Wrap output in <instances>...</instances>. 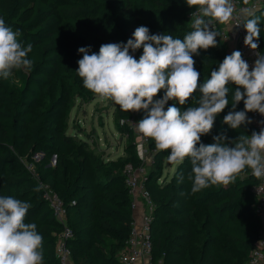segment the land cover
Listing matches in <instances>:
<instances>
[{
  "label": "trees",
  "instance_id": "16d2710c",
  "mask_svg": "<svg viewBox=\"0 0 264 264\" xmlns=\"http://www.w3.org/2000/svg\"><path fill=\"white\" fill-rule=\"evenodd\" d=\"M23 1L0 0V18L20 31L18 39L25 46L33 45L28 56L34 62L31 70H14L8 79H0V196L31 204L25 223H35L43 236V264H59L56 240L62 223L27 166L34 163L43 180L64 201L67 223L74 230L69 246L75 264H121L119 253L133 219L125 165H142L134 144L136 132L128 123L120 125L129 135V146L121 165L113 169L97 155L83 153L81 145L64 133L58 114L68 108L71 95H93L76 73L83 56L79 48H90L92 54L98 53L102 44L126 43L140 26L148 27L150 34L183 39L194 30L191 20L196 8H189L186 0H31L28 5ZM257 9L261 17L257 43L264 56V3ZM214 29L221 34L220 27ZM216 39L217 47L200 49L193 56L200 73L198 86L232 53L221 35ZM142 53V47L134 53L130 50L136 59ZM228 87L229 105L216 117L211 133L201 137L204 144L212 143V137L221 131L232 139L255 131L252 123L236 130L223 123L232 110L236 88L231 83ZM159 93L162 98L164 91ZM200 95L197 91L184 105L170 100L165 107L175 105L183 111L198 106ZM236 110H244L243 100ZM132 114L118 106L116 118H131ZM145 114L142 111L140 119ZM148 142L155 148L153 140L148 138ZM38 150L57 153L54 165L35 162L32 155ZM167 155L169 151L156 150L155 164ZM190 174V158L178 165L164 185L153 180L154 165L148 174L146 186L156 205L152 221L154 261L247 264L262 227L253 192L259 178L246 168L233 183L192 193Z\"/></svg>",
  "mask_w": 264,
  "mask_h": 264
},
{
  "label": "clouds",
  "instance_id": "9594fccd",
  "mask_svg": "<svg viewBox=\"0 0 264 264\" xmlns=\"http://www.w3.org/2000/svg\"><path fill=\"white\" fill-rule=\"evenodd\" d=\"M249 2L243 0L244 5ZM186 4L196 8V13L191 20L194 30L183 39L150 34L148 27L140 26L126 43L102 44L99 52L92 54L90 48H79L83 56L77 62L76 73L83 87L101 100L114 102L123 112L144 111L135 131L153 140L157 151H169L170 164L178 166L190 158L188 179L193 182L192 193L233 183L246 168L256 178H262L264 127L234 139L221 131L209 144L201 142V137L211 133L216 117L229 105L230 83L236 88L232 110L223 117L224 124L236 130L252 122L248 112L264 116V56L257 55L250 70L241 51L235 50L211 71L210 79L198 86L200 73L194 67L193 56L200 49L218 46L216 38L221 34L213 28V22L231 23L237 18L236 10L233 0H186ZM257 11L255 7L240 9L247 32L243 42L252 50L258 48L260 37L261 17ZM20 35L18 29L14 31L0 18V79H8L14 70L33 67L28 56L33 45L25 46L18 39ZM141 47L139 59L130 54V50L134 53ZM161 90L163 97L154 99ZM197 91L201 94L196 100L198 106L183 111L175 105L165 109L170 100L184 105ZM241 100L244 110L237 111ZM260 123L264 125V121ZM30 207V203L20 199L0 196V264H43V236L35 223H25Z\"/></svg>",
  "mask_w": 264,
  "mask_h": 264
},
{
  "label": "built area",
  "instance_id": "2783aa9c",
  "mask_svg": "<svg viewBox=\"0 0 264 264\" xmlns=\"http://www.w3.org/2000/svg\"><path fill=\"white\" fill-rule=\"evenodd\" d=\"M233 3L236 10L234 16L237 18L233 19L231 23L223 25L213 22V27L221 28L222 39L227 45L229 44L235 50L241 51L243 59L248 62L251 70L255 60L258 58L257 55L263 56V54L259 46L256 50L245 46L243 41L247 32L242 26L243 17L240 16V9L243 7L257 8L264 3V0H256L249 5H244L242 0H233ZM248 118L252 121L255 132H259L261 127H264L260 123L264 121V116L258 112H250ZM146 139L148 140V138ZM27 166L38 184L43 188L44 199L50 204L56 217L62 223V230L58 233L56 240V255L59 264H75L72 250L69 246L70 239L74 237V230L67 223V211L64 201L43 180L34 163H27ZM141 166L135 167L131 162L125 165V180L132 195L133 219L129 237L119 253V261L121 264H139L142 259H145V264H164L162 258L158 261L153 259L152 221L156 205L150 190L146 186V177L144 179L142 177L144 175V167ZM253 192L257 198L255 212L261 220L262 227L247 264H264V177L259 178V181L253 186ZM139 207H141V211L137 214L136 210Z\"/></svg>",
  "mask_w": 264,
  "mask_h": 264
},
{
  "label": "rangeland",
  "instance_id": "374dc122",
  "mask_svg": "<svg viewBox=\"0 0 264 264\" xmlns=\"http://www.w3.org/2000/svg\"><path fill=\"white\" fill-rule=\"evenodd\" d=\"M30 2L31 0H24L23 4L28 5ZM227 48L231 52L235 51L229 44ZM154 99H161L160 93ZM117 109L118 105L114 102L101 100L94 94L88 97L74 94L71 95L68 108L62 109L58 114L61 115L59 122L63 124L64 133L71 136L74 144H80L83 153L97 155L104 165L113 169L121 165L129 146V135L126 131L120 130V125L128 123L135 131V124L140 120L142 112H133L131 118L117 119ZM134 144L144 167L143 179L145 177L146 181L149 179L148 174L153 165L152 178L155 182L164 185L172 179L178 166L168 162V155L162 159L158 158L155 164L156 149L150 146L146 137L136 132ZM56 156L55 152L47 153L45 150H38L33 153L32 159L35 162L43 160L47 163L46 165H54Z\"/></svg>",
  "mask_w": 264,
  "mask_h": 264
},
{
  "label": "crops",
  "instance_id": "0c3cea01",
  "mask_svg": "<svg viewBox=\"0 0 264 264\" xmlns=\"http://www.w3.org/2000/svg\"><path fill=\"white\" fill-rule=\"evenodd\" d=\"M140 211H141V207H139L137 210H136V213L138 214V213H140ZM146 262H145V259H142L141 261H140V263L139 264H145Z\"/></svg>",
  "mask_w": 264,
  "mask_h": 264
}]
</instances>
